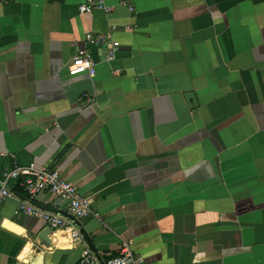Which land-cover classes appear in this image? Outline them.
Returning <instances> with one entry per match:
<instances>
[{
  "label": "crops",
  "instance_id": "obj_1",
  "mask_svg": "<svg viewBox=\"0 0 264 264\" xmlns=\"http://www.w3.org/2000/svg\"><path fill=\"white\" fill-rule=\"evenodd\" d=\"M83 2L0 4V177L49 166L96 213L73 240L16 213L10 180L0 264H106L124 242L143 264H264V0ZM80 49L95 76L69 74Z\"/></svg>",
  "mask_w": 264,
  "mask_h": 264
},
{
  "label": "built area",
  "instance_id": "obj_2",
  "mask_svg": "<svg viewBox=\"0 0 264 264\" xmlns=\"http://www.w3.org/2000/svg\"><path fill=\"white\" fill-rule=\"evenodd\" d=\"M13 0H0V4L9 3ZM106 8V0H84L79 6L81 13H89L94 9ZM115 29L116 26H113ZM86 41L90 43L106 44V57L113 60L117 57L120 43L114 39L111 33L97 34L87 33ZM96 63L86 49H80L69 65V74L76 76L88 74L95 76L97 73ZM10 180H17L26 192L28 199L21 200L16 213L34 215L46 226L52 229H64L70 232L73 240L81 238L79 224L82 219L89 215H96L92 207V198L79 193L78 187L66 179L59 170L46 165H37L31 162L25 166H15L5 170L0 177V208L14 192L9 186ZM52 195L67 205L66 212H52L43 209L33 203L37 195ZM81 264H96V257L88 249H84L80 259ZM144 257L135 253L132 245L124 242L117 254L107 260L106 264H143Z\"/></svg>",
  "mask_w": 264,
  "mask_h": 264
},
{
  "label": "water",
  "instance_id": "obj_3",
  "mask_svg": "<svg viewBox=\"0 0 264 264\" xmlns=\"http://www.w3.org/2000/svg\"><path fill=\"white\" fill-rule=\"evenodd\" d=\"M35 203L37 206L43 208V209H46V210H54V207H52L51 205L49 204H45V203H40V202H33Z\"/></svg>",
  "mask_w": 264,
  "mask_h": 264
}]
</instances>
